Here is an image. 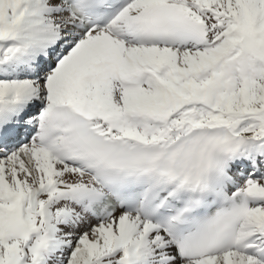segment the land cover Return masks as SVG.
<instances>
[{
	"label": "snow or ice",
	"instance_id": "1",
	"mask_svg": "<svg viewBox=\"0 0 264 264\" xmlns=\"http://www.w3.org/2000/svg\"><path fill=\"white\" fill-rule=\"evenodd\" d=\"M0 264H264V0H0Z\"/></svg>",
	"mask_w": 264,
	"mask_h": 264
}]
</instances>
